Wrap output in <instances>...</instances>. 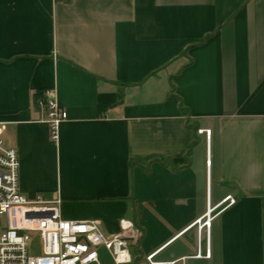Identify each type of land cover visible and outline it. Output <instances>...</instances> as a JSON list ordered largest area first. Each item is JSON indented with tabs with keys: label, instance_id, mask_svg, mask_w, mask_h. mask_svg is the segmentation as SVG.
<instances>
[{
	"label": "crops",
	"instance_id": "0c3cea01",
	"mask_svg": "<svg viewBox=\"0 0 264 264\" xmlns=\"http://www.w3.org/2000/svg\"><path fill=\"white\" fill-rule=\"evenodd\" d=\"M0 123L20 193L108 238L132 221L133 264H264V0H0Z\"/></svg>",
	"mask_w": 264,
	"mask_h": 264
},
{
	"label": "built area",
	"instance_id": "2783aa9c",
	"mask_svg": "<svg viewBox=\"0 0 264 264\" xmlns=\"http://www.w3.org/2000/svg\"><path fill=\"white\" fill-rule=\"evenodd\" d=\"M63 0H55L62 2ZM37 106L47 113L50 138L57 140L59 125L67 115L55 102L53 91H46ZM4 124L0 123V134ZM209 140V131H200ZM19 162L16 150L8 149L0 139V264H133L130 249H137L142 233L132 221L122 220L119 233L106 237L95 222H73L61 219L58 200L44 204L29 201L19 191ZM235 205L227 197L192 226L209 234L210 223ZM104 250L107 261L99 255ZM209 253L203 258H209ZM155 254L146 257L147 264H185L188 259L202 258L200 247L194 257L173 262H157Z\"/></svg>",
	"mask_w": 264,
	"mask_h": 264
},
{
	"label": "rangeland",
	"instance_id": "374dc122",
	"mask_svg": "<svg viewBox=\"0 0 264 264\" xmlns=\"http://www.w3.org/2000/svg\"><path fill=\"white\" fill-rule=\"evenodd\" d=\"M133 251H134V250L131 248V249H130V253H131V255L134 253ZM98 252H99V255H100L102 258H103V256H104V259H105L104 261H107V259H106V257H105V256H106L105 251H104V250H99Z\"/></svg>",
	"mask_w": 264,
	"mask_h": 264
}]
</instances>
